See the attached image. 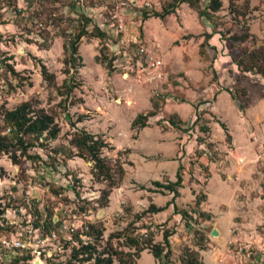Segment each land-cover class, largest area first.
<instances>
[{
	"label": "rangeland",
	"instance_id": "1",
	"mask_svg": "<svg viewBox=\"0 0 264 264\" xmlns=\"http://www.w3.org/2000/svg\"><path fill=\"white\" fill-rule=\"evenodd\" d=\"M208 1L0 0V264L91 262L71 257L75 237L156 264L147 249L135 252L162 243L163 231L161 263L179 264L187 248L202 264H264V0H217L215 11ZM111 15L120 30L107 25ZM65 85H74L66 97ZM22 102L58 129L19 134L24 151L3 119ZM136 114L144 126L131 127ZM78 131L122 168L105 197L106 182L70 142ZM177 162L182 184L170 203L151 178L173 181ZM89 224L100 239L86 234Z\"/></svg>",
	"mask_w": 264,
	"mask_h": 264
},
{
	"label": "trees",
	"instance_id": "2",
	"mask_svg": "<svg viewBox=\"0 0 264 264\" xmlns=\"http://www.w3.org/2000/svg\"><path fill=\"white\" fill-rule=\"evenodd\" d=\"M178 2H185L188 5H190V0H178ZM219 7V1L217 0H209L207 3V8L210 11H215ZM172 11V8H164L161 12H152L150 15L154 17H162ZM198 16H206L207 11L205 10H197ZM83 17V16H82ZM146 15H143V18H145ZM86 20V18H85ZM94 33L92 34L94 36H102L103 33L100 32L97 28L93 27ZM84 26L82 25L80 29L76 32V34L73 35L72 39L70 40L67 49L69 51L68 53V60L73 61L74 55L76 57V44L80 37L85 33ZM214 33V31L209 33L203 34V40L200 43V46H203V43L207 41V39L211 36V34ZM245 37V36H244ZM243 37H238L239 41H241ZM206 44V43H205ZM237 67H240V65L235 62ZM40 73L43 76V78L49 80L51 78V74H48L43 66L40 68ZM66 83V82H65ZM74 85H65L64 94L65 97L70 92L71 88H73ZM29 106L27 102H22L18 106H16L13 109L4 111L3 119L7 126L9 127V131H12L16 136V143L19 145L20 149L22 151L25 150V145L22 143V138L19 134H40L41 132L45 131L49 134L50 137H55L58 129L51 121V118L49 116H46L44 114L39 115H31L29 113ZM151 112L148 113L150 115ZM170 124H173L172 121L169 120ZM131 127L138 125L140 127L145 125V115L143 114H136L135 117L131 121ZM220 127L224 129L223 124H220ZM6 136H0V151L6 152L7 151V144L5 142ZM228 134L225 132V138L228 139ZM71 144L78 148L86 151L88 155V160L91 161V176L96 181H105V187L100 190L101 196H106L109 188H111L114 184V178H120L122 175V168L120 167V164H114V167H110L106 162V160L98 155V147L101 143V140L94 135L84 132V131H78L76 133H73L70 138ZM10 159L12 163H16V159L14 155L10 156ZM181 165L178 164L174 173V180L173 181H167L165 184H162L159 181L152 180L151 184L155 187L164 188L169 193H171L170 203H172V199L177 196V187H180L181 185ZM116 175V176H115ZM194 204H198V200L195 199ZM173 211L176 213H180V211L176 210L175 206L172 204ZM161 207H157L153 205L152 203L149 204V211L150 212H157L161 210ZM183 214V213H182ZM87 235H91L93 240H96L97 238H101V228H95L92 224L88 225V231L86 232ZM169 233L166 231L162 232V243H150V241L147 242L146 246L137 248L135 252V256H138V252L142 249H147V251L151 254V256L156 260V264H166V262L161 263V258L167 257L169 253V245L167 241ZM78 246H72L71 247V257L75 258L79 254H85L83 257L80 258V260H85L91 262H88L87 264H111L112 259H116L117 264H132L133 259H131L130 255L127 252H121L118 250L111 249V246L109 242H105L104 246L100 250H96L93 243H85L83 244L78 238H76ZM125 240L129 241L132 244L137 243V240L130 236H125ZM109 247V248H108ZM59 264V263H56ZM179 264H202V262L198 259L197 254L195 251H190L187 248L183 251V254H181V257L179 258Z\"/></svg>",
	"mask_w": 264,
	"mask_h": 264
},
{
	"label": "built area",
	"instance_id": "3",
	"mask_svg": "<svg viewBox=\"0 0 264 264\" xmlns=\"http://www.w3.org/2000/svg\"><path fill=\"white\" fill-rule=\"evenodd\" d=\"M106 19H108L109 21H108V26L110 27V26H114L115 28H116V30L118 29V30H120L121 28H122V24H121V22L120 21H116L115 23L113 22V15H111V16H109L108 18H106ZM106 21V20H105ZM107 22V21H106Z\"/></svg>",
	"mask_w": 264,
	"mask_h": 264
},
{
	"label": "crops",
	"instance_id": "4",
	"mask_svg": "<svg viewBox=\"0 0 264 264\" xmlns=\"http://www.w3.org/2000/svg\"><path fill=\"white\" fill-rule=\"evenodd\" d=\"M179 163L177 162V165H178ZM177 165H176V167H177ZM181 165V164H180ZM176 170V169H175ZM181 170H182V168H181ZM183 173H184V171H183ZM152 180H156V181H159V180H157L158 178L157 177H154V178H151ZM168 179V178H167ZM169 180V179H168ZM171 181V180H170ZM160 182V181H159ZM181 184H182V182H181ZM162 211V210H161Z\"/></svg>",
	"mask_w": 264,
	"mask_h": 264
},
{
	"label": "water",
	"instance_id": "5",
	"mask_svg": "<svg viewBox=\"0 0 264 264\" xmlns=\"http://www.w3.org/2000/svg\"><path fill=\"white\" fill-rule=\"evenodd\" d=\"M210 234H211V235H215V234H216L215 230L212 229V230L210 231Z\"/></svg>",
	"mask_w": 264,
	"mask_h": 264
}]
</instances>
